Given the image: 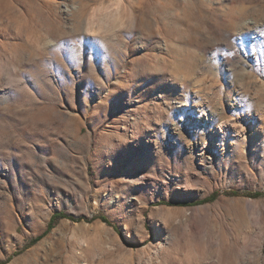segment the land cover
I'll list each match as a JSON object with an SVG mask.
<instances>
[{"label":"rangeland","instance_id":"obj_1","mask_svg":"<svg viewBox=\"0 0 264 264\" xmlns=\"http://www.w3.org/2000/svg\"><path fill=\"white\" fill-rule=\"evenodd\" d=\"M0 264H264V0H0Z\"/></svg>","mask_w":264,"mask_h":264},{"label":"trees","instance_id":"obj_2","mask_svg":"<svg viewBox=\"0 0 264 264\" xmlns=\"http://www.w3.org/2000/svg\"><path fill=\"white\" fill-rule=\"evenodd\" d=\"M231 193H235V192H231ZM253 197H258V196H261L262 193H259V192H255L253 194H251ZM217 196V193L216 192H213L211 193L209 196L207 197H204L202 199H199L197 201L194 202V204H203V203H206V202H209V201H212L213 199H215V197ZM57 218H66V219H70L72 221H80V220H83L84 218L83 217H73V216H69V215H66L65 213L63 212H55L53 213L50 218H49V221L46 225V228L40 233V234H37L36 236L32 237L31 238V242H35L37 240H39L43 235L45 234L47 231H49L52 227H53V223H54V220L57 219ZM100 219L102 222H105L107 224H111L109 222V220L105 217V216H102V215H99V216H93L91 217L89 220L87 221H92L94 219Z\"/></svg>","mask_w":264,"mask_h":264},{"label":"bare ground","instance_id":"obj_3","mask_svg":"<svg viewBox=\"0 0 264 264\" xmlns=\"http://www.w3.org/2000/svg\"><path fill=\"white\" fill-rule=\"evenodd\" d=\"M91 52V51H90Z\"/></svg>","mask_w":264,"mask_h":264}]
</instances>
